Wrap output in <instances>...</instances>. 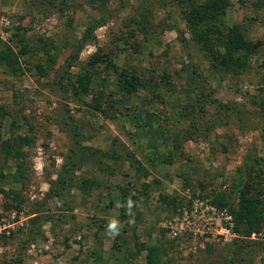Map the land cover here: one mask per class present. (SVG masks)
<instances>
[{
	"label": "rangeland",
	"instance_id": "obj_1",
	"mask_svg": "<svg viewBox=\"0 0 264 264\" xmlns=\"http://www.w3.org/2000/svg\"><path fill=\"white\" fill-rule=\"evenodd\" d=\"M59 1L0 0V49L19 54L15 71L0 62V189L19 194H0V224L13 211L44 220L21 264H228L247 238L225 241L219 226L235 228L246 183L264 191V0H228L219 18L255 47L240 69L218 66L189 29L205 0ZM91 19L101 26L70 80L89 70L92 82L77 97L54 83ZM7 140L19 160L2 151ZM69 155L79 163L69 190L45 201ZM24 229L0 236V264ZM254 233L234 264H264V208Z\"/></svg>",
	"mask_w": 264,
	"mask_h": 264
},
{
	"label": "trees",
	"instance_id": "obj_2",
	"mask_svg": "<svg viewBox=\"0 0 264 264\" xmlns=\"http://www.w3.org/2000/svg\"><path fill=\"white\" fill-rule=\"evenodd\" d=\"M59 4L60 6L68 7V2L63 0L59 1ZM227 6L228 0H205L200 4H194L191 12L186 14V21L192 34L195 36V39H197V42L203 45L205 50H209L208 53L215 56L218 66L228 69H240L245 64L246 56L253 53L255 51V47L253 43L247 41L245 36L241 32L237 31L236 28L230 30L226 29L224 26L218 25L219 18H222L225 15ZM100 26L101 24L99 20L91 19L89 21L83 35L73 45V51L70 54L69 59L65 61L63 74L59 76V81L54 83H60V87L62 83H66L65 86L69 87L73 94L77 97H84L88 95L91 87L92 76L89 70H86L84 73L77 74L74 81H72L70 80V69L73 67L74 62L78 59L82 50L95 39L94 31ZM179 39L182 43H185V39L180 32ZM28 51L29 50H25L23 54H26ZM2 61H5L8 65L14 68V71L19 69V54L12 52L10 49H0V62ZM98 62H101V58L98 57L97 54H94L90 57L88 66L93 67ZM36 68L40 72L42 71L40 64H38ZM192 74L194 75L196 72L192 71ZM136 84V80L133 76L125 75L124 79L121 83H119V86L122 92L131 94L134 92ZM225 108L234 111L231 106H225ZM5 116L6 113L0 107V122ZM75 135H78V133H75ZM2 146V151L5 152L7 156H11L16 160L20 159V154L13 151L14 146H12L11 141H4ZM73 154L77 155L76 152H73ZM129 157H131L130 154ZM133 160L139 165V167H141L136 159L133 158ZM78 166L79 163L72 158V155H69L67 159L64 160L56 180L49 183L50 187L48 192L45 194V201L48 199H58L62 201L61 197H63V195H65L69 190ZM139 167L136 168L137 171H140ZM13 178L15 182L20 180V178H17L16 175H14ZM84 183L85 185L93 184L91 181H85ZM262 192L264 191L263 188L260 187L259 183L255 186L246 183L242 189V193L240 194L236 206L230 208V214L235 222L234 231L242 233V236L247 239H249L254 232L260 230L262 224V211L264 208V201H261L263 195ZM0 194L4 199H9V197L11 198V195H13L16 200L19 197V194L15 190L6 191L0 189ZM18 206L19 203L15 206H12L10 203L4 205L6 210L18 208ZM33 215L35 216L29 220V224H27L24 229V238L17 254L10 261L5 262L4 264H21L24 260L23 257L27 248L32 246L42 237L41 227L44 220H42L40 213L36 215L34 212ZM247 239L242 240L237 245L238 248L235 252L237 255L228 261V264L236 263L234 260L238 261L239 255L243 252V250L251 248L255 245L254 242ZM262 247L264 248L263 245ZM152 254H154L153 249L150 250L149 256ZM242 260H244V257L241 258V261ZM148 263L154 264L152 261H148Z\"/></svg>",
	"mask_w": 264,
	"mask_h": 264
},
{
	"label": "built area",
	"instance_id": "obj_3",
	"mask_svg": "<svg viewBox=\"0 0 264 264\" xmlns=\"http://www.w3.org/2000/svg\"><path fill=\"white\" fill-rule=\"evenodd\" d=\"M22 213L12 212L10 220L4 224H0V236H10L13 232L19 229H24L27 226V218L22 217ZM219 236H222L225 241H230L237 237L236 232L232 228L231 224L228 226H219ZM255 233L250 236V239L255 238Z\"/></svg>",
	"mask_w": 264,
	"mask_h": 264
},
{
	"label": "clouds",
	"instance_id": "obj_4",
	"mask_svg": "<svg viewBox=\"0 0 264 264\" xmlns=\"http://www.w3.org/2000/svg\"><path fill=\"white\" fill-rule=\"evenodd\" d=\"M109 228L110 229H115L116 228V222L113 221L112 223H110Z\"/></svg>",
	"mask_w": 264,
	"mask_h": 264
}]
</instances>
